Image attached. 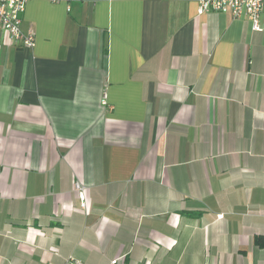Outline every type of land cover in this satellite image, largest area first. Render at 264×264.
Segmentation results:
<instances>
[{
  "label": "crops",
  "instance_id": "obj_1",
  "mask_svg": "<svg viewBox=\"0 0 264 264\" xmlns=\"http://www.w3.org/2000/svg\"><path fill=\"white\" fill-rule=\"evenodd\" d=\"M199 1L27 0L34 47L0 29V264H264V15Z\"/></svg>",
  "mask_w": 264,
  "mask_h": 264
},
{
  "label": "built area",
  "instance_id": "obj_2",
  "mask_svg": "<svg viewBox=\"0 0 264 264\" xmlns=\"http://www.w3.org/2000/svg\"><path fill=\"white\" fill-rule=\"evenodd\" d=\"M26 2L27 0H0V29L9 36L11 41L20 44L23 48L32 49L35 45L34 35L22 29ZM208 13L229 14L235 19L246 18L251 23L252 30L258 31L260 30L259 20L264 15V0H200L197 14ZM105 98L104 95L103 105L106 104ZM74 187L79 195L80 210L88 213L89 205L85 200L83 187L78 183ZM65 264L81 263L75 259H69Z\"/></svg>",
  "mask_w": 264,
  "mask_h": 264
},
{
  "label": "trees",
  "instance_id": "obj_3",
  "mask_svg": "<svg viewBox=\"0 0 264 264\" xmlns=\"http://www.w3.org/2000/svg\"><path fill=\"white\" fill-rule=\"evenodd\" d=\"M254 243L259 247H264V236H259L254 239Z\"/></svg>",
  "mask_w": 264,
  "mask_h": 264
}]
</instances>
